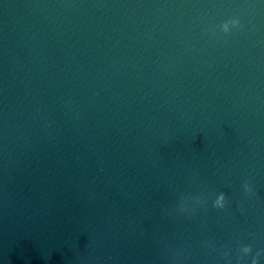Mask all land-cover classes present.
I'll list each match as a JSON object with an SVG mask.
<instances>
[{
	"label": "clouds",
	"instance_id": "clouds-1",
	"mask_svg": "<svg viewBox=\"0 0 264 264\" xmlns=\"http://www.w3.org/2000/svg\"><path fill=\"white\" fill-rule=\"evenodd\" d=\"M230 26L232 28H238L240 26V21L238 19L229 20L222 25V30L225 33H228L231 30ZM245 189H246V191L251 192V188L248 185H245ZM214 206L217 208H223L225 206V195L223 193H221L218 196V198L215 200ZM250 251H251L250 247H244L243 248L244 253H248ZM254 264H255V262H254Z\"/></svg>",
	"mask_w": 264,
	"mask_h": 264
}]
</instances>
